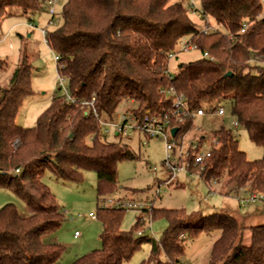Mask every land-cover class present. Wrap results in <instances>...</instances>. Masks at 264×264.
<instances>
[{
    "label": "trees",
    "instance_id": "trees-1",
    "mask_svg": "<svg viewBox=\"0 0 264 264\" xmlns=\"http://www.w3.org/2000/svg\"><path fill=\"white\" fill-rule=\"evenodd\" d=\"M198 1L193 16L194 6L175 0H66L62 24L47 30L48 45L60 58L57 69L74 98L96 97L99 116L112 118L126 99L136 102L139 113L173 110L172 98L164 92L171 87L185 97L190 113L230 102L239 126L264 150V0ZM44 5L42 0H0V28L5 18L33 15ZM207 26L214 30L202 31ZM181 40L193 41L201 56L180 63L170 78L168 55ZM2 66H8L5 60H0ZM34 73L24 55L10 86H0V190L20 196L28 210L23 215L13 203L0 209V264H58L66 250L44 240L65 220L64 208L43 180L46 171L74 182L82 181L84 171H94L98 194L104 196L119 187V164L135 158L127 145L102 135L98 117L86 115L85 108L62 94L54 96L34 127L18 125L23 102L35 93ZM194 122L186 117L178 124L179 134L188 133ZM213 136L220 144L204 162L205 182L224 179L226 193L242 187L264 193V156L249 160L225 126ZM125 212L99 207L103 245L72 264H123L144 243L151 244V251L140 264H182L186 241L213 231L220 234L207 264H264V223L249 227L251 240L244 245L241 229L246 227L238 216L214 212L190 221L183 209L153 208L152 220H167L155 240L146 232L135 235L143 227L140 216L131 230L122 229Z\"/></svg>",
    "mask_w": 264,
    "mask_h": 264
},
{
    "label": "rangeland",
    "instance_id": "rangeland-1",
    "mask_svg": "<svg viewBox=\"0 0 264 264\" xmlns=\"http://www.w3.org/2000/svg\"><path fill=\"white\" fill-rule=\"evenodd\" d=\"M175 1H182L185 4L191 2V0ZM194 1L199 8V1ZM65 2L66 0L56 2L54 16L49 13V7L44 5L36 14L29 16L16 14L5 18L2 22L0 60H5L8 66L0 68V86H10L11 76L24 55L28 56L35 68L33 77L35 93L26 98L16 118L17 124L22 127H34L39 117L50 107L54 96L62 94V89L57 84L58 69L55 52L45 43L41 30L46 29L50 32L62 24L61 11ZM52 17L54 20L50 22ZM199 25L203 24L199 22ZM200 56L201 53L197 50L180 52L170 61L169 69L175 74L180 63L194 61ZM131 106H136V102L126 99L118 106L116 115ZM221 106L225 110V116L209 114L196 118L193 128L186 134L187 140L201 134L212 138L213 131L225 126L234 132L239 148L247 154L249 160L263 158V148L250 140L247 130L242 126L235 128L230 102L224 101ZM196 127L199 129H195ZM101 132L109 142L114 140L113 133L105 132L103 128ZM117 141L127 145L135 158L124 160L119 164V187L113 194L99 196L98 179L94 171H84L80 182L57 180L50 171L45 173L44 182L65 211L63 225L55 233L44 238L46 242H58L65 246L66 250L58 264H72L77 258L102 247L103 223L99 218L91 219L90 213L98 216L99 207H104L105 202L111 199L128 198L136 202H148L157 209H183L190 221L214 212L233 214L238 216L241 224L246 227L241 229L240 243L244 245L249 244L251 240L249 227L264 223V215L257 219L250 218L252 217L250 214L257 210L256 207L264 206L263 203L239 206L236 194L225 192L228 190L224 186V179L209 184L203 177L198 176L200 170L196 167L192 168L193 174L181 172L172 184L160 182L168 178V173L163 167L165 145L162 140L147 139L137 133L131 137H119ZM158 188L159 192H157ZM8 203L15 204L21 214L28 213L27 205L20 196L10 190H0V209ZM139 216H141L139 209H127L122 229L131 230ZM140 222L143 227L138 230H145V234L155 240L161 238L167 227V220L164 218L148 219L145 224ZM75 232H79L80 237L76 238ZM136 232L137 230L135 234ZM219 234V231L203 232L197 237L188 239L182 264H207L212 245ZM150 251L151 244L144 243L133 257L123 264H140L148 259ZM164 258L165 255L162 254V259Z\"/></svg>",
    "mask_w": 264,
    "mask_h": 264
},
{
    "label": "built area",
    "instance_id": "built-area-1",
    "mask_svg": "<svg viewBox=\"0 0 264 264\" xmlns=\"http://www.w3.org/2000/svg\"><path fill=\"white\" fill-rule=\"evenodd\" d=\"M44 4L49 7V13L55 15L54 5L58 0H42ZM190 4L194 6L192 8L193 14H196L197 8H195L196 3L191 0ZM214 30L213 27H204L202 31ZM42 34L44 36L45 43L47 41V30L42 29ZM244 31V28L242 29ZM197 50L196 44L191 40H181L175 51L168 55V60L176 58L180 52H189ZM205 57H209L207 53L204 54ZM213 59V57H210ZM59 56L55 54V61L57 65L59 64ZM167 75L171 78L173 73L170 69L166 71ZM58 86L62 89V95L71 104H78L81 108H85V114L90 115L93 113L96 117L100 119L101 127L105 132H111L114 134V140L110 142H116L119 137H131L135 134L143 135L147 139H160L165 145V158L163 161V167L168 173V178L163 180L164 184H172L181 172L188 174L192 173L193 167L200 166V173L198 176L202 175L204 169L205 160L210 157L212 151L219 147V141L214 136L212 138L206 135L192 136L191 139L186 138V134L181 135L179 130V125L182 123L186 117L191 116L196 119L198 117H203L206 115H216L225 116V110L222 106L211 107L209 109L200 108L195 112L190 113L186 99L183 95L176 93L174 88L165 90V94L172 98L173 110H165L159 114H156L151 109H147L143 112H137V106H131L127 108L123 113L108 117L107 115L99 116L98 111L95 107L96 97L93 96L90 100H79L74 98L68 88L66 77L62 72L58 70L57 75ZM234 126L237 129L239 124L237 120L234 121ZM178 127V131L175 135L172 134V129ZM195 129H199L196 127ZM194 130V129H193ZM119 142V141H117ZM15 145H20L19 140L15 141ZM193 157V162L190 161ZM18 171V170H17ZM159 192V188L157 189ZM237 196V201L240 206L246 207L257 202H264V193L262 192H252L249 188H235L233 191ZM104 208H116V209H131L136 208L141 212L140 221L145 222L150 219L152 220L151 209L153 205L148 202H136L134 200H128L125 198L111 199L105 202ZM90 217L93 220L97 219V216L90 213ZM145 233V230H137V236H141ZM79 232L76 236H79Z\"/></svg>",
    "mask_w": 264,
    "mask_h": 264
},
{
    "label": "crops",
    "instance_id": "crops-1",
    "mask_svg": "<svg viewBox=\"0 0 264 264\" xmlns=\"http://www.w3.org/2000/svg\"><path fill=\"white\" fill-rule=\"evenodd\" d=\"M160 182H163V180H161ZM125 199H128V198H125ZM128 200H132V199H128ZM256 211L255 212H253V213H251L250 215H252V217H250V218H254V219H257V218H259V217H261L262 215H264V206L263 207H261V208H259V207H256ZM28 214V213H27ZM262 221V220H261ZM76 233L77 232H75V237L77 238V237H80V235L81 234H79V236H76Z\"/></svg>",
    "mask_w": 264,
    "mask_h": 264
},
{
    "label": "water",
    "instance_id": "water-1",
    "mask_svg": "<svg viewBox=\"0 0 264 264\" xmlns=\"http://www.w3.org/2000/svg\"><path fill=\"white\" fill-rule=\"evenodd\" d=\"M177 131H178V127L173 128L172 129V134L175 135L177 133Z\"/></svg>",
    "mask_w": 264,
    "mask_h": 264
}]
</instances>
